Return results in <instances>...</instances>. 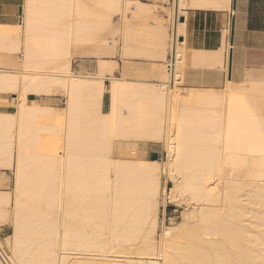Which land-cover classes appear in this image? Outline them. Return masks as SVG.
<instances>
[{"label":"bare ground","instance_id":"1","mask_svg":"<svg viewBox=\"0 0 264 264\" xmlns=\"http://www.w3.org/2000/svg\"><path fill=\"white\" fill-rule=\"evenodd\" d=\"M23 3L24 31L0 26V50L20 52L0 68L15 106L0 112V264H264V68L228 78L229 41L222 88L181 87L186 68L222 65L182 47L181 9L232 0H172L159 16L140 0ZM73 55L95 71L74 72ZM166 202L180 220L159 225Z\"/></svg>","mask_w":264,"mask_h":264},{"label":"crops","instance_id":"2","mask_svg":"<svg viewBox=\"0 0 264 264\" xmlns=\"http://www.w3.org/2000/svg\"><path fill=\"white\" fill-rule=\"evenodd\" d=\"M18 3H22V0H0V26L17 24L15 21L18 17L14 16V12L18 14L16 7ZM169 6L170 4H166L164 7L169 8ZM231 9V11H227L226 9L190 6L181 9L185 12L184 16L179 17V22H184L182 26L184 35L178 38L179 42L184 41L186 49L212 51V53H216L218 50V55L222 53V65H216V69L208 67L207 64L204 67L186 68L184 82L187 84L185 87L219 88L221 85L223 86L227 74L221 69L222 66L224 68L225 60V53L221 50L230 38V34L227 35L223 31L227 28L230 29V22L233 26V43L230 45L231 79L233 80L234 74L235 79H237L242 72L241 81L246 68H264V0H235V7ZM0 53L5 52L0 51ZM138 61L145 62L146 59H139ZM1 99L7 100L9 104L8 106H0V112H14L15 106L14 102L11 101L12 97H1ZM29 101L31 100L29 99ZM104 107L103 97V111ZM159 153L156 148L146 147L144 158L147 160L158 159Z\"/></svg>","mask_w":264,"mask_h":264},{"label":"rangeland","instance_id":"3","mask_svg":"<svg viewBox=\"0 0 264 264\" xmlns=\"http://www.w3.org/2000/svg\"><path fill=\"white\" fill-rule=\"evenodd\" d=\"M144 3H150V4H154L156 7L153 9V11L159 16L161 14V12H167L168 9L167 7H164L166 4H170L172 0H140ZM171 1V2H170ZM23 3V0H22ZM14 16L17 18L18 14L16 12H14ZM169 15L166 14L164 15V23L166 24V26L169 28L171 27V25L169 24V22H165V19H168ZM113 23L115 24V26L118 25V21L119 18L115 17L113 20ZM170 21H172V18L170 19ZM168 23V24H167ZM230 29H231V22H230ZM170 26V27H169ZM183 28V27H182ZM183 34V33H182ZM184 49L185 48V44H183L182 46ZM0 51H4L5 53H0V68H10V69H14L17 68L20 64V52L18 51H6V50H0ZM7 52V53H6ZM12 53V54H9ZM109 58V57H106ZM114 74L116 76H119V71H121L120 66L122 65V60L120 58L114 57ZM85 62V63H84ZM17 64V66H16ZM95 67H96V60H90V61H85L84 58L81 59L80 56H74L72 57V70L76 73H83V72H94L95 71ZM221 69L223 70V66L221 67ZM242 74V72H241ZM241 74L239 75V77L237 79H235V74L233 76V81L235 82H239L241 79ZM105 84L108 85V82L105 81ZM187 84V82H183L181 84V87L185 86ZM222 88V85L219 87ZM1 97H12L9 93H0V98ZM30 100H35V98L33 96H29ZM0 106H8V102L7 100H3L0 99ZM31 100V101H32ZM12 101V100H11ZM14 102V101H12ZM49 104L55 108H61L64 106V101L62 96H56V97H52L49 98ZM104 112H106L108 110L109 107V96L107 94V92L104 93ZM148 147H153L159 150V157L158 159L161 158L162 156V147L161 146H148ZM11 171L8 170H0V190H9L11 185H12V176H11ZM165 190L168 189L169 187V182L168 183H164L163 186ZM160 213H159V225H161L162 221L164 225H168L170 220H173L174 222H177L180 220V213H181V207L175 205L174 203H170V202H166L164 205H160L159 207ZM6 223V224H5ZM0 244H4L5 243V238L9 237L10 234L12 233V226L9 222H3V224L1 223L0 225ZM160 229V226H159Z\"/></svg>","mask_w":264,"mask_h":264},{"label":"snow or ice","instance_id":"4","mask_svg":"<svg viewBox=\"0 0 264 264\" xmlns=\"http://www.w3.org/2000/svg\"><path fill=\"white\" fill-rule=\"evenodd\" d=\"M16 7H17L18 15L20 18L17 19L15 23L20 25L21 31L23 32L25 30V25H26V11L25 10L30 7V4L18 3Z\"/></svg>","mask_w":264,"mask_h":264},{"label":"water","instance_id":"5","mask_svg":"<svg viewBox=\"0 0 264 264\" xmlns=\"http://www.w3.org/2000/svg\"><path fill=\"white\" fill-rule=\"evenodd\" d=\"M235 7V0H232V4H231V8H234ZM181 22H182V20H180ZM233 26H231V32H230V38H229V41H230V43H231V45H232V43H233ZM230 57H231V55H230ZM231 59V58H230ZM228 78H230V73H231V64L229 65V71H228Z\"/></svg>","mask_w":264,"mask_h":264}]
</instances>
